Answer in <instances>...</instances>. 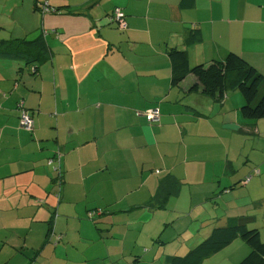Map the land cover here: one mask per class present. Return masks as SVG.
<instances>
[{
  "label": "crops",
  "instance_id": "0c3cea01",
  "mask_svg": "<svg viewBox=\"0 0 264 264\" xmlns=\"http://www.w3.org/2000/svg\"><path fill=\"white\" fill-rule=\"evenodd\" d=\"M173 47L264 75V0H0V264H170L264 213V118L239 90L172 84ZM249 251L237 238L202 264Z\"/></svg>",
  "mask_w": 264,
  "mask_h": 264
},
{
  "label": "trees",
  "instance_id": "16d2710c",
  "mask_svg": "<svg viewBox=\"0 0 264 264\" xmlns=\"http://www.w3.org/2000/svg\"><path fill=\"white\" fill-rule=\"evenodd\" d=\"M200 40L199 29L189 33V43ZM168 54L172 84L178 85L192 74L196 80L189 91L200 90L206 95L222 99L226 92L239 90L245 99L241 108L243 116L252 120L264 118V75L242 55L231 51L224 59L215 58L208 64L191 65L185 49L173 47ZM253 219L254 217L246 215L229 218L225 226L216 227L207 238L185 255L170 256L169 263L202 264L205 258L241 238L248 244L250 251L239 264H264V241L260 229L249 226Z\"/></svg>",
  "mask_w": 264,
  "mask_h": 264
},
{
  "label": "built area",
  "instance_id": "2783aa9c",
  "mask_svg": "<svg viewBox=\"0 0 264 264\" xmlns=\"http://www.w3.org/2000/svg\"><path fill=\"white\" fill-rule=\"evenodd\" d=\"M44 10H49L48 7H44ZM124 13L118 8L113 14L112 19H116L121 23V27H126V23L123 21ZM21 114H20V122L22 127L28 130H32L35 127V122L33 116L30 114V112L25 109L22 105L21 107ZM149 119L151 121H159L160 120V111L158 108L151 109L148 112ZM52 161V160H51ZM94 214V213H91Z\"/></svg>",
  "mask_w": 264,
  "mask_h": 264
},
{
  "label": "rangeland",
  "instance_id": "374dc122",
  "mask_svg": "<svg viewBox=\"0 0 264 264\" xmlns=\"http://www.w3.org/2000/svg\"><path fill=\"white\" fill-rule=\"evenodd\" d=\"M256 224L258 227L260 226V231H262V234L264 236V213H261L259 217H257L256 221L253 223ZM253 224H250V227H254ZM255 225V226H256ZM263 240V239H262ZM264 241V240H263ZM247 244V243H246Z\"/></svg>",
  "mask_w": 264,
  "mask_h": 264
}]
</instances>
